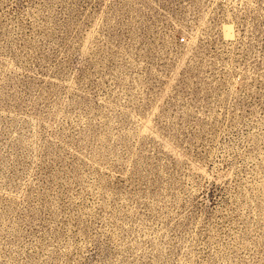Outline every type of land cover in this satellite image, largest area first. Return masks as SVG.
Returning <instances> with one entry per match:
<instances>
[{
	"label": "rangeland",
	"instance_id": "rangeland-1",
	"mask_svg": "<svg viewBox=\"0 0 264 264\" xmlns=\"http://www.w3.org/2000/svg\"><path fill=\"white\" fill-rule=\"evenodd\" d=\"M0 264H264V0H0Z\"/></svg>",
	"mask_w": 264,
	"mask_h": 264
}]
</instances>
